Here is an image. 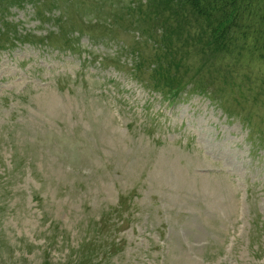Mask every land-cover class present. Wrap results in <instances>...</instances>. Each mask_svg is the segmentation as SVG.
<instances>
[{
    "label": "rangeland",
    "instance_id": "rangeland-1",
    "mask_svg": "<svg viewBox=\"0 0 264 264\" xmlns=\"http://www.w3.org/2000/svg\"><path fill=\"white\" fill-rule=\"evenodd\" d=\"M147 7L0 0V264H264V61L163 69Z\"/></svg>",
    "mask_w": 264,
    "mask_h": 264
},
{
    "label": "trees",
    "instance_id": "trees-1",
    "mask_svg": "<svg viewBox=\"0 0 264 264\" xmlns=\"http://www.w3.org/2000/svg\"><path fill=\"white\" fill-rule=\"evenodd\" d=\"M146 7L159 24L164 49L154 58L163 69H196L199 58L202 69L264 61V0H146Z\"/></svg>",
    "mask_w": 264,
    "mask_h": 264
}]
</instances>
